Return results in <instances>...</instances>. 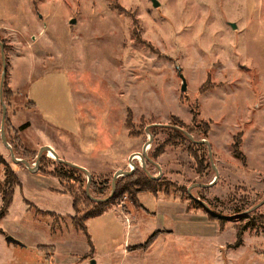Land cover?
Segmentation results:
<instances>
[{"label":"rangeland","instance_id":"obj_1","mask_svg":"<svg viewBox=\"0 0 264 264\" xmlns=\"http://www.w3.org/2000/svg\"><path fill=\"white\" fill-rule=\"evenodd\" d=\"M157 1L0 0L7 143L30 168L50 147L88 171L98 187L91 197L109 198L101 215L84 220L94 201L83 173L60 183L42 171L67 168L45 154L36 172L14 164L0 103V184L7 169L20 181L0 219V264H264L255 223L264 203L237 216L264 200V0ZM2 68L0 55V78ZM175 120L209 142L219 174L210 187L194 186L214 181L205 145L185 136L165 147ZM149 136L148 157L163 154L153 161L159 170L146 162L145 172L161 192L113 199V175L129 171ZM70 191L80 197L76 212ZM247 222L255 226L235 248V228Z\"/></svg>","mask_w":264,"mask_h":264},{"label":"trees","instance_id":"obj_2","mask_svg":"<svg viewBox=\"0 0 264 264\" xmlns=\"http://www.w3.org/2000/svg\"><path fill=\"white\" fill-rule=\"evenodd\" d=\"M0 43L3 45L4 49L6 47V45L4 44L3 40H0ZM1 55V54H0ZM8 94L9 91L8 89L5 87V83L3 85V99L5 101H7L6 99L8 98ZM176 125H172L169 128V130L174 134L173 136L168 137L169 139H166V141L164 142L165 147L166 146H175L177 147L174 142L176 141L177 144L179 145H183V141L187 140L183 131L187 132L189 135H194L193 132H191L189 129H186L180 122H178L177 120H175ZM205 133H203L204 135ZM194 137V136H193ZM195 138V137H194ZM205 139V137H201V139ZM200 138H196V140H199ZM240 141V140H239ZM194 147H201L203 145H192ZM163 147V146H162ZM161 147V148H162ZM233 151L234 153L236 152L237 148L239 149V145L237 142H235L233 144ZM14 151V150H13ZM238 153V152H237ZM163 154L162 149L160 151H156V153L152 154L149 158L155 162V159L159 156ZM241 154L238 153L236 158L239 159H243L242 157H240ZM43 159V156L41 157ZM194 158L197 160L196 155H194ZM62 165V167L67 168L68 172L65 171H59L58 173L56 171H50L47 172L45 170H43L42 172L44 174H48L52 177H55L59 180L60 183L63 182V179H72L71 174H79L80 176L82 175V172L76 168H72L69 166H66L62 163H59ZM199 164L200 166L203 165V161L199 160ZM64 165V166H63ZM151 165V164H150ZM96 182H94L93 180H91V184L89 187L90 193L91 190L94 189V187L97 185H95ZM105 183V182H104ZM20 186V181L17 180V178L15 177L14 173L10 170H6L5 173V181L3 182V184H0V195H1V201H2V205L0 208V219L4 218V216L6 215V212L8 211V209L10 208L12 201H13V194H14V189L16 187ZM161 183L159 181H155L152 178L149 177V175L144 171V169H139V170H135L134 173L130 176L127 177H122L121 179H119L116 183V187L115 188V194L112 197L113 199L116 198V196L120 195L122 192V194H126V193H130L132 189H136L137 192H148V193H152L155 196H157L158 193H160L161 189H160ZM98 188V187H97ZM119 190V191H118ZM96 193V192H95ZM69 194L72 196L73 198V202H74V211L76 212V207L78 205V203L80 201V197L77 196V192L74 191H70ZM86 198V197H85ZM86 200H88V198H86ZM200 200L204 201L203 199L200 198ZM194 201V200H193ZM88 203L92 204L94 207L93 209L88 212L87 215L84 216V220L85 218H89V217H95V216H99L103 213L106 205L108 204L107 202H103V203H95V202H91L88 200ZM194 203H196L194 201ZM206 203V202H205ZM197 206L204 208L205 210L206 207L202 204L196 203ZM208 208L212 209L211 205L206 203ZM211 216L212 214L210 212H208ZM242 213V210L238 211V214ZM244 213V211H243ZM246 215V214H244ZM248 216V215H247ZM213 218H216L219 221H222V219L216 217V216H212ZM77 217L75 216L74 218H72V224L74 225V227L76 229H80V230H84L85 233L86 232V227L82 226L79 222V220L76 219ZM248 217H242L241 216L238 218L240 219H247ZM257 221V222H256ZM255 223H257V225L262 229L263 234H264V217H259V219H255ZM256 225V226H257ZM253 226H255L254 224H252V222H247L246 224H244L241 228H235L236 231V241H235V245L234 247L237 248L239 246L242 245V238L243 235L245 234L246 231L250 230L251 228H253ZM154 236V234H153ZM151 236L146 244L144 245L145 247L149 245L148 242H150L151 238L153 237ZM142 248V247H141Z\"/></svg>","mask_w":264,"mask_h":264},{"label":"water","instance_id":"obj_3","mask_svg":"<svg viewBox=\"0 0 264 264\" xmlns=\"http://www.w3.org/2000/svg\"><path fill=\"white\" fill-rule=\"evenodd\" d=\"M153 7L154 8H157L159 6V3L157 0H150ZM70 24H75V20H72L70 22ZM231 26L233 28H235V25L234 24H231ZM0 53H1V59H2V65H3V68H2V74H1V78H0V103H1V107H2V124H1V140H2V143L3 145L8 149L9 153H10V158H11V161L18 165V164H21V165H24L27 169H29L31 172H36L37 169H38V165H39V161L41 159V157L43 156V154H45L46 156H48V154H52L53 156V159L58 162V163H62L66 166H69V167H72V168H76L78 170H80L87 178V185H86V195L87 197L96 202V203H103V202H107L109 200V198L107 199H96V198H93L90 196L89 194V187H90V184H91V175L88 173V171L84 168H81L77 165H74V164H71V163H68V162H65L61 159H59L58 155L56 154V152L51 149L50 147H42L38 154H37V159H36V162H35V166L36 168H30L28 162L24 161V160H21V159H17L13 153V150L12 148L9 146V144L7 143V140L5 138V134H4V127H5V119H6V106L3 102V97H2V90H3V85H4V79H5V76H6V64H5V56H4V47L3 45L0 43ZM178 74H179V78L181 80V92H185L186 89H187V85H186V80L184 79L183 75L181 74V71H178ZM184 135L194 144H203L207 147V150H208V157L212 163V167H213V170L215 172V177H214V181L208 185H204V184H197V185H194L198 188H207V187H210L211 185H213L216 180L218 179L219 177V174L215 168V166H213V162H212V151H211V147H210V144L208 141L206 140H200V141H197L195 140L191 135H189L188 133H186L185 131H183ZM152 143V137L149 136V139H148V142L143 146L142 148V151L141 153H134L132 154L130 157H129V164L131 166V169L129 171H123V170H119L117 171L114 175H113V178H112V182H111V187H112V193H111V196L114 194V191H115V185H116V181L118 178H121V177H127V176H130L133 174L134 170H135V165L133 164V159L135 158H138L143 164H142V169H144L145 171V165H146V162L154 165L158 170H159V166L157 164H155L147 155V149L149 148V146L151 145ZM195 199V198H193ZM196 201L200 202L202 205H204L206 207V209L213 215V216H216L218 218H228V217H224V216H221V215H217L215 213L212 212L211 209L208 208L207 204H205L204 202H201L197 199H195ZM264 203V200H262L259 204L255 205L254 207H252L250 210L244 212V213H241L240 215H237V216H241V215H244V214H248L249 212H252L254 210H256L260 205H262ZM6 241L7 243H10V244H14V245H18V246H22V244H20L18 241H16L15 239H13L12 237H6ZM89 264H96L95 260H91Z\"/></svg>","mask_w":264,"mask_h":264},{"label":"built area","instance_id":"obj_4","mask_svg":"<svg viewBox=\"0 0 264 264\" xmlns=\"http://www.w3.org/2000/svg\"><path fill=\"white\" fill-rule=\"evenodd\" d=\"M134 160H138V161H139V159H138V158H135V159H133V161H134ZM130 169H131V166L129 165V170H130Z\"/></svg>","mask_w":264,"mask_h":264},{"label":"bare ground","instance_id":"obj_5","mask_svg":"<svg viewBox=\"0 0 264 264\" xmlns=\"http://www.w3.org/2000/svg\"><path fill=\"white\" fill-rule=\"evenodd\" d=\"M48 156L51 157V158H53L52 154H50V153L48 154Z\"/></svg>","mask_w":264,"mask_h":264},{"label":"crops","instance_id":"obj_6","mask_svg":"<svg viewBox=\"0 0 264 264\" xmlns=\"http://www.w3.org/2000/svg\"><path fill=\"white\" fill-rule=\"evenodd\" d=\"M57 154V153H56Z\"/></svg>","mask_w":264,"mask_h":264}]
</instances>
